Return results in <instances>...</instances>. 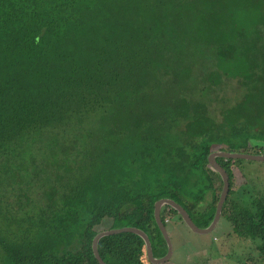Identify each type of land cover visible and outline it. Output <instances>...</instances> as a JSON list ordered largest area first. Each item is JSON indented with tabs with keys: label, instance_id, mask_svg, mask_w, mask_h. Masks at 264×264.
I'll return each mask as SVG.
<instances>
[{
	"label": "trees",
	"instance_id": "1",
	"mask_svg": "<svg viewBox=\"0 0 264 264\" xmlns=\"http://www.w3.org/2000/svg\"><path fill=\"white\" fill-rule=\"evenodd\" d=\"M216 150L264 154V0H0V264H101L95 236L122 227L164 256L155 203L209 226ZM216 159L227 235L264 260V197L235 186L247 159ZM98 251L154 264L134 232Z\"/></svg>",
	"mask_w": 264,
	"mask_h": 264
},
{
	"label": "rangeland",
	"instance_id": "2",
	"mask_svg": "<svg viewBox=\"0 0 264 264\" xmlns=\"http://www.w3.org/2000/svg\"><path fill=\"white\" fill-rule=\"evenodd\" d=\"M238 92L237 81H230L226 96ZM236 174V189L240 196L250 199L264 197V162L245 160L239 170L234 166ZM168 216V215H167ZM167 229L172 241L173 253L168 261L161 264H239L248 256H253L255 264H264L259 259L256 245L253 241L236 239L235 234L227 235L232 231L231 224L221 217L216 227L209 233L193 231L179 216L172 220L168 216ZM172 220V221H171Z\"/></svg>",
	"mask_w": 264,
	"mask_h": 264
},
{
	"label": "water",
	"instance_id": "3",
	"mask_svg": "<svg viewBox=\"0 0 264 264\" xmlns=\"http://www.w3.org/2000/svg\"><path fill=\"white\" fill-rule=\"evenodd\" d=\"M219 156H222L225 158H242V159H247V160L264 161V154H255V153H243V152L233 153V152H229V151H225V150H216L209 155V162L221 174L223 181H224L223 189H222V192L220 194V198H219V201L217 204L216 213H215V216H214L212 222L209 224V226H207V227L198 226L194 222V220L191 218V216L189 215L187 210L185 208H183L179 203H177L173 199L164 198V199H161L155 203V217H156L157 223H158V225H159V227H160V229L164 235V238L166 239V242L168 244V250L164 256L159 258V257H156L154 255L152 243L150 241L149 236L147 235V233L144 230L137 228V227H122V228H112L109 230H104V231L99 232L95 236V238L93 240V250H94V254L97 257V259L99 260V262L101 264H107L99 254V251H98L99 240L106 235H111V234H116V233H121V232H134V233L139 234L145 240L147 256H148V259L152 263L161 264L165 261H168L172 256L173 247H172V241H171V238L169 236L168 229H167L166 225L164 224V222L161 218V209L164 205H167V204L171 205L173 208H175L178 211V213L184 219L185 223L193 231H195L197 233H209V232H211L219 222V219H220L221 214H222V209H223L224 203L226 201V198H227L228 192H229V177H228L226 170L222 167V165L220 163H218V161L216 159Z\"/></svg>",
	"mask_w": 264,
	"mask_h": 264
}]
</instances>
